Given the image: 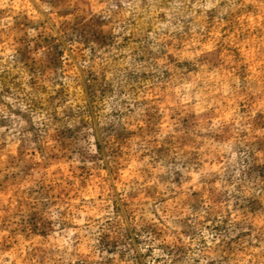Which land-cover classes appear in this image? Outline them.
I'll return each mask as SVG.
<instances>
[{
	"label": "rangeland",
	"instance_id": "374dc122",
	"mask_svg": "<svg viewBox=\"0 0 264 264\" xmlns=\"http://www.w3.org/2000/svg\"><path fill=\"white\" fill-rule=\"evenodd\" d=\"M0 264H264V0H0Z\"/></svg>",
	"mask_w": 264,
	"mask_h": 264
}]
</instances>
